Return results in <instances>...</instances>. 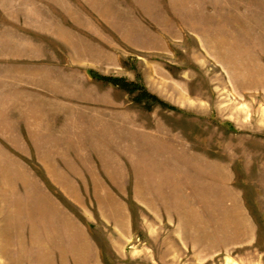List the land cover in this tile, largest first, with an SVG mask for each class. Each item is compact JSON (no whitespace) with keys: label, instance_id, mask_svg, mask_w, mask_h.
I'll list each match as a JSON object with an SVG mask.
<instances>
[{"label":"crops","instance_id":"1","mask_svg":"<svg viewBox=\"0 0 264 264\" xmlns=\"http://www.w3.org/2000/svg\"><path fill=\"white\" fill-rule=\"evenodd\" d=\"M47 2L50 13V22L44 24L47 30L38 29V24L34 31L25 29L32 32L26 39L34 45L37 57L17 61L5 55L0 57V230L18 232L15 264H104L102 245L92 234V226L102 222L111 225L118 233L111 243L114 248L123 246L132 229L128 203L108 183L130 181L133 200L145 204L153 213L156 211L150 196L152 184L167 185L163 189L171 190L173 203L162 206L168 215L176 214L184 223L189 211H186L185 194L182 196L181 192L185 193L187 176L180 165L184 153L177 156L179 164L173 168L170 159L165 157L169 161L165 166L167 175L160 178L157 166L148 161V156L142 155L134 162L129 160L128 173V165L118 154L120 151H114V155L106 152L102 79L89 71H98L94 63L111 57L120 66L130 50L163 48L169 51L190 32L201 35L195 34L221 64L229 67L243 64L245 67L239 69L243 78L247 72L254 76L259 71L264 75V0H258L255 21L259 40L255 55L263 68L253 69L250 65L255 59L246 42L251 38L246 21L249 15L245 13L236 15L228 11L233 21L231 18L227 23L233 26L220 25L218 33L209 37L208 44L201 32L209 28L203 26L209 23L204 20L205 16L215 15L216 8L207 13V9H202L203 0ZM38 11L36 8L34 15L37 22L41 20ZM234 23L239 26L234 28ZM230 69L234 76L238 75ZM6 71H18L19 75H6ZM75 72L81 76L83 88L99 94L98 100L76 96L70 81L66 87L72 86V89L64 88L66 92L51 90L61 87L58 80L62 79L56 78L57 73H70L75 82ZM10 82L17 88L15 95L11 94ZM155 152L160 155L159 150ZM29 160L38 165L40 174L32 170ZM139 183L142 188L138 187ZM205 188L200 190V215L206 218L209 231L213 229L209 224L218 221L220 197L218 192H211V187ZM162 199L166 201L165 195ZM208 231L205 230V235ZM214 245L209 244L207 249Z\"/></svg>","mask_w":264,"mask_h":264},{"label":"rangeland","instance_id":"2","mask_svg":"<svg viewBox=\"0 0 264 264\" xmlns=\"http://www.w3.org/2000/svg\"><path fill=\"white\" fill-rule=\"evenodd\" d=\"M203 1L202 9H207V13L216 8L215 15L205 16L209 23L203 26L209 28L201 32L208 44L220 25L233 26L227 23L232 18L228 11L248 14L251 38L246 42L255 59L250 68H263L255 55L259 51L255 22L258 0ZM35 4L41 14L39 22L34 19ZM196 6L199 8V3ZM49 16L47 0H0V57L5 55L12 61L37 57L34 45L26 39L32 32L25 29L47 30L44 24L50 22ZM195 34L187 32L186 39L175 42L169 51L130 50L120 66L113 57L94 63L96 75L118 78L131 90L102 80V127L109 141L105 143L106 152L114 155V151H120L118 154L127 165L129 160L148 156V161L157 166L160 178L167 175L165 166L169 161L165 157L173 168L179 164L177 156L184 153L180 165L187 182L185 193L181 194L186 197V211L196 213L188 212L184 223L176 214L168 215L162 204H172L173 195L169 188L163 189L167 185L162 183L151 187L155 213L133 200L130 181L108 183L128 203L132 229L123 246L114 248L111 243L118 233L112 226L104 222L92 226V234L102 245L104 264H264V75L247 72L243 78L239 70L245 67L243 64H221L209 47L202 46L197 37L201 35ZM230 68L240 76H234ZM17 72L5 74L17 76ZM56 75L62 79L58 86L63 88L52 85V91L72 89L66 87L70 81L76 96L98 100V93L82 87L78 72L74 73L75 82L70 73ZM12 86L10 82L11 94L15 95L17 88ZM12 154L21 158L18 153ZM28 164L40 174L34 161L29 160ZM127 168L130 173L129 165ZM48 186L59 196L53 186ZM206 186L220 197L218 221L209 224L213 228L209 231L206 218L200 215V190ZM138 187L142 188L140 183ZM143 187L146 191V185ZM238 210L250 226L241 238L235 237L241 223ZM17 236V231L0 230V264L17 262ZM209 244L215 247L207 249Z\"/></svg>","mask_w":264,"mask_h":264},{"label":"trees","instance_id":"3","mask_svg":"<svg viewBox=\"0 0 264 264\" xmlns=\"http://www.w3.org/2000/svg\"><path fill=\"white\" fill-rule=\"evenodd\" d=\"M89 73L92 75V76H94V77H99L100 79H102L103 81H105V82H109V83H111L112 85H115V86H119V87H121V88H124V89H126V90H128L129 92L131 91L130 89H129V87H128V85L126 84V83H124V82H121L120 81V79H118V78H114V77H100V76H98V75H96L93 71H89ZM150 96V95H149ZM152 99H154V101H156L155 99V97L154 96H150ZM36 168H37V166H36V164L34 165ZM53 189V188H52Z\"/></svg>","mask_w":264,"mask_h":264},{"label":"bare ground","instance_id":"4","mask_svg":"<svg viewBox=\"0 0 264 264\" xmlns=\"http://www.w3.org/2000/svg\"><path fill=\"white\" fill-rule=\"evenodd\" d=\"M139 191V190H138ZM166 208V207H165ZM237 216L239 217V220L241 221V223L239 222V226L238 227L240 230H238L235 234V237H243V235H245V232L243 231H248L250 230V226L249 224L247 223L246 219L244 218L243 214L238 210L237 211ZM238 221V220H237ZM242 225V226H241ZM3 249V248H2Z\"/></svg>","mask_w":264,"mask_h":264}]
</instances>
